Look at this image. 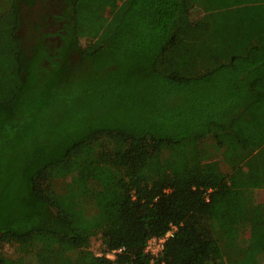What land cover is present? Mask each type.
<instances>
[{"label": "trees", "instance_id": "16d2710c", "mask_svg": "<svg viewBox=\"0 0 264 264\" xmlns=\"http://www.w3.org/2000/svg\"><path fill=\"white\" fill-rule=\"evenodd\" d=\"M259 191L264 0H0V264H261Z\"/></svg>", "mask_w": 264, "mask_h": 264}, {"label": "rangeland", "instance_id": "374dc122", "mask_svg": "<svg viewBox=\"0 0 264 264\" xmlns=\"http://www.w3.org/2000/svg\"><path fill=\"white\" fill-rule=\"evenodd\" d=\"M41 13H42V10L40 6L38 8H25L24 9V15H25L24 32H25V35L28 37V40L31 39V35L33 33V24L34 22L39 20ZM248 168H249V171H252V172L255 170V164L253 161L248 163ZM258 193H259L258 194L259 198L264 199V191H259ZM90 247H91V250H93L95 253H98V254L103 253L102 250L104 246H103L100 235L93 236ZM4 250L9 255H12V256L16 255V251L13 248V246L5 245ZM109 253L110 252H108L107 254ZM261 264H264V257L261 258Z\"/></svg>", "mask_w": 264, "mask_h": 264}, {"label": "built area", "instance_id": "2783aa9c", "mask_svg": "<svg viewBox=\"0 0 264 264\" xmlns=\"http://www.w3.org/2000/svg\"><path fill=\"white\" fill-rule=\"evenodd\" d=\"M177 230L176 225H172L171 228L166 232L163 236H154L150 238L146 245V251L154 258H157L160 256V254L163 252L166 242L170 237H172ZM123 248L114 249L109 254H107L110 258H115L116 252H121Z\"/></svg>", "mask_w": 264, "mask_h": 264}]
</instances>
